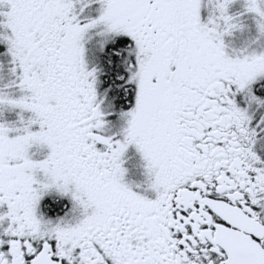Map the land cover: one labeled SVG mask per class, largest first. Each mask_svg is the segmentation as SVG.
I'll return each instance as SVG.
<instances>
[{"label":"snow or ice","instance_id":"obj_1","mask_svg":"<svg viewBox=\"0 0 264 264\" xmlns=\"http://www.w3.org/2000/svg\"><path fill=\"white\" fill-rule=\"evenodd\" d=\"M79 2L0 0V105L31 113L0 123V264H264V54L225 53L230 0Z\"/></svg>","mask_w":264,"mask_h":264},{"label":"flooded vegetation","instance_id":"obj_2","mask_svg":"<svg viewBox=\"0 0 264 264\" xmlns=\"http://www.w3.org/2000/svg\"><path fill=\"white\" fill-rule=\"evenodd\" d=\"M235 0H230L228 5ZM242 2V10H240V14L244 15L247 11L244 10V0H240ZM81 5L83 7L81 8ZM99 5L96 0H80L79 3L74 5V10L78 14V18L83 17L87 18L90 16L98 15ZM250 13V12H247ZM200 20L202 23H206L208 20L209 15H215V11L212 9V4L209 0H201L200 9ZM224 51L225 53L230 56H240L243 52H248L255 49L256 52H260L264 50V47L254 44V42H245L242 44H233V43H224ZM11 79L10 73L7 71V64L3 58H0V84L5 83ZM10 89H4V91H8ZM14 94H17L19 90L12 89ZM16 96V95H15ZM18 96V95H17ZM19 114V115H18ZM22 114V110L9 106V105H0V123L11 124L10 119L12 117L20 118ZM31 151V149H30ZM122 167L126 169L124 173L123 180L126 184L136 190V185L141 184L144 180V168L143 164L144 161L142 160L139 152L136 150L134 145H129L124 153L122 154Z\"/></svg>","mask_w":264,"mask_h":264},{"label":"rangeland","instance_id":"obj_3","mask_svg":"<svg viewBox=\"0 0 264 264\" xmlns=\"http://www.w3.org/2000/svg\"><path fill=\"white\" fill-rule=\"evenodd\" d=\"M215 0H212V9H213V3ZM240 10L242 9V2L240 0H235L231 2L229 5L227 4L226 12L228 15H230L233 19L232 22L238 24V27H234L229 29L228 32H225L222 34V41L224 43H233V44H242L247 42H254V44H258L262 47H264V34H259L257 32L256 28V21L259 19L254 13H244V15L240 14ZM213 11H215L213 9ZM216 14V12H215ZM220 27L223 26V21H219ZM218 30H220L218 28ZM5 83V80H4ZM9 95L11 96H17L21 93L18 91L17 94H14L13 90L10 89L7 91ZM31 115V113L28 110H22L21 116L25 119ZM20 118L12 117L10 120V123L13 122L18 123Z\"/></svg>","mask_w":264,"mask_h":264},{"label":"clouds","instance_id":"obj_4","mask_svg":"<svg viewBox=\"0 0 264 264\" xmlns=\"http://www.w3.org/2000/svg\"><path fill=\"white\" fill-rule=\"evenodd\" d=\"M244 3H245V0H244ZM261 23H262V21H256L257 32L259 34H264V30H262L261 26H260ZM259 54H264V50H261L260 52H256L255 49H253V50L248 51V52H243L240 56H244V55L251 56V55H259Z\"/></svg>","mask_w":264,"mask_h":264}]
</instances>
